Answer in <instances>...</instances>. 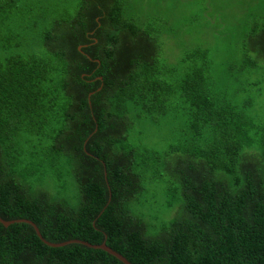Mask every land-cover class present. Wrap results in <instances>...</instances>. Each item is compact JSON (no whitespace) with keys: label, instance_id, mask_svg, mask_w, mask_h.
I'll return each mask as SVG.
<instances>
[{"label":"trees","instance_id":"1","mask_svg":"<svg viewBox=\"0 0 264 264\" xmlns=\"http://www.w3.org/2000/svg\"><path fill=\"white\" fill-rule=\"evenodd\" d=\"M1 1L8 23L21 0ZM78 1L71 17L47 10L56 19L39 53L12 50L14 35L0 41V217L22 221L0 222V264H125L83 243L50 247L27 221L50 243L107 244L133 264H264V116L221 83L248 73L216 81L206 47L186 53V70L162 64L159 38L128 0ZM243 50V67L261 68L264 26ZM176 98L188 107L187 143L159 154L133 142L136 122L166 116ZM162 162L171 200L158 229L137 206Z\"/></svg>","mask_w":264,"mask_h":264},{"label":"rangeland","instance_id":"2","mask_svg":"<svg viewBox=\"0 0 264 264\" xmlns=\"http://www.w3.org/2000/svg\"><path fill=\"white\" fill-rule=\"evenodd\" d=\"M7 0H2L5 5ZM131 13L137 15L140 24L157 35L162 45L160 59L162 64H176L180 71L188 69L190 63L182 65L187 52H194L198 47L209 50L213 75L216 81H222L228 71L241 70L248 73L240 82L222 81L227 95L238 105L248 99H254V111L264 116V61L261 68L248 70L243 67L246 55L243 43L250 31L257 24L264 26V0H128ZM60 8L64 16L71 17L80 7L78 0H21L14 8V16L8 23H0V41L14 35L20 48H12L24 54L39 53L45 49L41 33L52 26L56 15L49 20L47 10ZM44 13L45 18L38 19ZM4 55L0 48V56ZM252 56V55H251ZM255 56V57H254ZM255 61L258 55L253 54ZM261 69V70H260ZM167 79V76H165ZM170 78H172L170 76ZM219 78V79H218ZM174 80V79H173ZM258 85L250 86V85ZM188 107L176 98L172 110L166 116H154L144 122H136L132 141L140 147L165 154L176 144H186L189 134ZM254 113V114H255ZM184 153V152H183ZM185 155V153H184ZM182 153L175 156H184ZM156 172L149 174L143 204L137 211L147 216L148 222L158 229L169 221L168 196L171 176L164 162L156 167ZM157 173L160 179L153 180ZM55 189V184L48 181ZM75 184L66 187L65 196L76 198ZM76 187V186H75ZM77 188V187H76ZM78 190V189H77ZM181 205L180 198L177 197ZM180 211V209H179Z\"/></svg>","mask_w":264,"mask_h":264},{"label":"water","instance_id":"3","mask_svg":"<svg viewBox=\"0 0 264 264\" xmlns=\"http://www.w3.org/2000/svg\"><path fill=\"white\" fill-rule=\"evenodd\" d=\"M93 95V93L91 94ZM0 222L5 226V227H9L10 225L16 223V222H22V221H12V222H6L4 221L1 217H0ZM27 223L31 224L36 232H37V235L38 237L40 238V240L42 242H44L46 245L50 246V247H54V248H61V247H65L67 244L69 243H83L91 248H94V249H101V250H105L107 251L108 253L112 254L113 256L117 257L119 260H121L122 262H124L125 264H133L132 262H130L124 255H122L121 253H119L118 251L114 250L113 248L109 247L107 244H104V245H93L89 242H81V241H73V242H68V243H60V244H55V243H50L48 242L47 240H45V238H43V236L41 235L38 227L33 223V222H30V221H27Z\"/></svg>","mask_w":264,"mask_h":264}]
</instances>
